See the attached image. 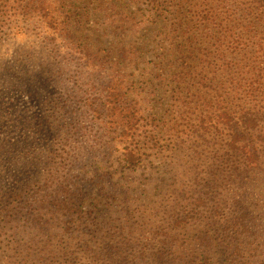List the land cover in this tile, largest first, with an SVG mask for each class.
<instances>
[{"label": "trees", "instance_id": "16d2710c", "mask_svg": "<svg viewBox=\"0 0 264 264\" xmlns=\"http://www.w3.org/2000/svg\"><path fill=\"white\" fill-rule=\"evenodd\" d=\"M140 1L148 6L141 9L140 16L131 10L109 16L115 24L113 31L124 38L145 24L170 22L166 36L158 43L165 50L162 66L168 70L161 84L170 81L174 93L173 103L169 104L174 119L166 114L175 120L174 127L180 123L183 132L194 140V146L213 131L227 136L218 149L220 155L216 152L215 156L219 184L206 196L195 197V204L205 209L194 211L214 219V229L234 264H252L246 260V253L240 255L252 231L250 211L245 210L248 198H236L238 184L233 186L229 179L242 181L264 162V0ZM108 3L116 5L114 1ZM23 7L40 15L47 26L67 31V18L55 16L50 0H23ZM206 29L211 32L204 33ZM96 51H102L100 46L86 42L77 58L84 65L90 63L96 72L100 68L102 73L114 72L100 85L93 82L83 86L87 87L85 90L78 89L76 103L88 109L91 121L87 125L90 123L91 129L85 124L76 128L68 140L67 146L72 149H65L70 152L66 157L88 152L110 163L115 148L112 141L117 139L125 144L119 167L127 170L123 179L131 188L139 177L135 173L147 168L148 162L136 144L137 137L147 128L136 97L148 94L147 91L155 93L158 88L136 87L137 83H129L125 76L129 65L135 63L137 67L140 62L143 50L135 43L123 46L116 58H101ZM108 64L113 66L105 67ZM187 66L196 71L186 72ZM179 90L186 94L176 96ZM86 133L91 134L87 140ZM199 160V156L191 155L189 170L204 168L207 163L196 165ZM61 168L42 184L39 182L36 189L28 185L9 191L5 198L0 196V264H197L170 252L159 253L155 259L146 253L140 256L145 247L130 241L124 228L106 230L104 221L88 217L87 200L96 189L108 194L107 186L114 185V172L98 174L97 183L85 184L69 175L70 170L64 165ZM189 211L184 206L173 215L171 230H164L163 235L173 237L177 228L173 225L184 222ZM56 214L66 219L65 230H56ZM200 264H210V258Z\"/></svg>", "mask_w": 264, "mask_h": 264}, {"label": "rangeland", "instance_id": "374dc122", "mask_svg": "<svg viewBox=\"0 0 264 264\" xmlns=\"http://www.w3.org/2000/svg\"><path fill=\"white\" fill-rule=\"evenodd\" d=\"M50 2L55 16L67 18V31L47 26L40 15L23 7V0H0V196L5 198L9 191L28 185L36 189L39 182L42 184L60 172L62 165L70 170L69 175L85 184L97 183L100 177H95L110 170L114 172V185L106 184H109L108 194L98 189L92 193L85 206L88 217L104 221L106 230L115 232L119 227L124 228L130 241L145 247L140 256L146 253L155 259L159 253L170 252L184 255L197 264L206 257L210 258V264H234L214 229V219L207 213L194 211L205 209L195 204V197L206 196L219 184L215 156L216 152L220 155L218 149L225 144L227 136L213 131L194 146V140L183 132L180 123L174 127L176 122L172 121L169 111L174 93L170 81L161 84L168 70L162 66L165 50L158 47L170 22L145 24L122 38L113 31L115 24L110 17L120 10H131L140 16L141 9L148 7L142 1ZM208 32L211 31L206 29L204 33ZM86 42H91L93 47L100 46L102 51L96 52L101 58L105 55L116 58L123 46L135 43L143 50L140 62L137 67L135 63L129 65L125 76L129 83L135 81L136 87L158 88L155 93L147 91L148 94L136 97L142 106L144 126L147 125L136 144L147 155L148 162L147 168L135 173L139 177L131 183V188L123 179L127 170L119 167L125 144L117 139L112 141L115 148L110 163L88 152L66 157L70 152L65 149H72L67 146L68 140L76 128L91 121L88 109L76 103L78 89L85 90L87 87L83 86L93 82L100 85L114 72L102 73L101 68L96 72L90 63L84 65L77 58ZM110 66L113 65L105 67ZM189 69L193 68L187 66L186 72ZM185 94L179 90L176 96ZM87 127H91L90 123ZM84 137L87 140L91 134L86 133ZM191 155L199 156L201 160L196 165L207 163L203 164L205 167L189 170ZM229 183L238 184L236 198L247 196L245 210L250 211L251 236L245 240L247 246L240 255L246 253V260L252 264H264V162L242 181L230 177ZM184 206L191 210L185 221L173 225L177 227L173 237L163 235L164 230H171L172 216ZM56 224L57 231L68 226L59 214H56Z\"/></svg>", "mask_w": 264, "mask_h": 264}]
</instances>
